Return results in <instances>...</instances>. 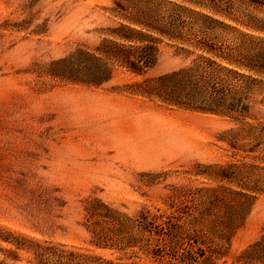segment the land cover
<instances>
[{
  "label": "rangeland",
  "instance_id": "374dc122",
  "mask_svg": "<svg viewBox=\"0 0 264 264\" xmlns=\"http://www.w3.org/2000/svg\"><path fill=\"white\" fill-rule=\"evenodd\" d=\"M114 1L0 0V233L10 230L66 250L157 264L141 253L97 246L85 220L87 200L98 197L132 214L141 208L165 210L176 186L215 187L251 196L247 215L243 219L242 211V224L230 238L212 241L224 252L216 264H244L243 250L264 234V178L257 170L241 169L235 176V169L219 166L264 165L252 159L264 154V137L250 151L260 139L248 131V123H264L261 96L252 95L249 114L235 118L130 93L127 84L188 64L199 53L187 54L186 45L168 40L144 76L119 66L100 86L52 76L54 60L96 45L120 24L112 13ZM260 1L254 8L236 0L229 14H211L239 32L259 35L243 22L245 12L264 17ZM217 35L238 42L236 33ZM254 184L262 190L246 189ZM21 255L18 264H36L32 254Z\"/></svg>",
  "mask_w": 264,
  "mask_h": 264
},
{
  "label": "trees",
  "instance_id": "16d2710c",
  "mask_svg": "<svg viewBox=\"0 0 264 264\" xmlns=\"http://www.w3.org/2000/svg\"><path fill=\"white\" fill-rule=\"evenodd\" d=\"M235 2L115 0L112 13L121 22L110 30L109 37L54 60L51 75L89 86L110 81L116 66L144 76L158 63L161 43L176 41L187 46V54L199 53L188 64L127 84L128 91L169 106L242 118L249 114L252 95L261 96L257 102L264 103V17L245 12L247 20L243 24L260 33L255 35L239 32L212 15L229 14ZM243 4L256 8L263 2L242 0ZM218 32L236 33L238 42L219 39ZM248 125V131H255L260 139L249 149L254 151L262 144L264 123ZM252 159L264 164V154ZM219 168L235 169V176L241 169L245 174L257 170L264 178V165L254 162ZM257 185L246 189L251 193L262 190ZM250 197L242 191L176 186L165 210L141 208L132 214L94 197L87 200L85 220L99 247L123 254L129 250L141 253L157 264H216L224 252L212 243L213 237L230 238L242 224V211L243 219L247 215ZM21 252L32 254L36 264H143L124 261L120 256L108 258L66 250L10 230L0 233V264L22 262ZM240 260L244 264H264V234L243 250Z\"/></svg>",
  "mask_w": 264,
  "mask_h": 264
}]
</instances>
